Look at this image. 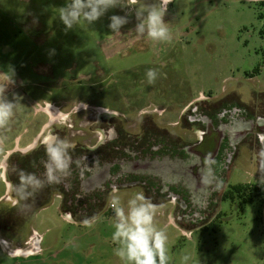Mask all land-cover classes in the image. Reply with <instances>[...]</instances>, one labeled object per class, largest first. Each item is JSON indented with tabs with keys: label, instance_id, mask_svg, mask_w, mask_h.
I'll return each mask as SVG.
<instances>
[{
	"label": "rangeland",
	"instance_id": "374dc122",
	"mask_svg": "<svg viewBox=\"0 0 264 264\" xmlns=\"http://www.w3.org/2000/svg\"><path fill=\"white\" fill-rule=\"evenodd\" d=\"M258 1L172 0L165 15L172 38L159 42L134 32V14L120 33L111 32L108 18L128 8L110 9L92 25L66 29L58 8L68 0H0V93L16 100L13 117L0 128V171L6 164L7 178H15L16 165L35 150L45 151L55 131L67 130L72 145L93 148L103 136L94 128L99 119L123 118L135 133L151 118L183 145L196 138L188 118L181 119L191 107L219 110L223 100L236 105L233 97L263 103L264 0ZM149 68L159 73L153 84L145 75ZM259 108L264 114V104ZM46 112L60 115L51 123ZM40 133L33 147L18 149ZM259 154L240 149L212 214L197 224L178 219L174 201L140 188L112 191L98 208L74 217L78 225L61 218L59 198L29 217L10 193L0 203L5 255L41 251L34 232L43 236L44 253L26 263L0 250V264H122L113 252L109 200L116 194L126 204L139 191L157 205L155 222L166 231L169 264H180L184 253L192 258L189 264H264V204L252 195L248 204L225 198L234 185L264 182ZM6 189L0 177V196ZM94 216L92 227L82 224Z\"/></svg>",
	"mask_w": 264,
	"mask_h": 264
},
{
	"label": "flooded vegetation",
	"instance_id": "af4514ba",
	"mask_svg": "<svg viewBox=\"0 0 264 264\" xmlns=\"http://www.w3.org/2000/svg\"><path fill=\"white\" fill-rule=\"evenodd\" d=\"M232 100L236 105H231L229 100L220 101L219 110H212L207 104L197 105L181 116V119L188 118L189 130H193L196 137L190 144H180L176 134L148 116L140 132L135 133L123 118L99 119L94 128L103 136L93 148L73 145L69 149L70 174L59 183L47 184L48 189L61 190L53 197L65 204L67 214L73 218L98 208L112 191L140 188L150 196L174 201L179 207L177 218L197 224L212 214L240 149L245 147L256 157L264 147L260 137L264 114L259 111L264 102L254 99L244 104L237 97ZM51 114L53 123L60 114ZM66 133L67 130L55 131L51 136L65 139ZM38 153H43L39 156L42 164L47 158L45 151L35 150L33 155ZM261 165L264 173V159ZM209 169L215 180L205 184L202 178ZM43 173L44 169L40 176ZM217 181H222L219 188Z\"/></svg>",
	"mask_w": 264,
	"mask_h": 264
},
{
	"label": "clouds",
	"instance_id": "9594fccd",
	"mask_svg": "<svg viewBox=\"0 0 264 264\" xmlns=\"http://www.w3.org/2000/svg\"><path fill=\"white\" fill-rule=\"evenodd\" d=\"M170 3L172 0H154L144 4H140L139 0H68L65 6L58 8V16L66 29H71L81 22L92 25L110 9L128 8L124 15L113 14L108 18V28L112 33H120L121 28L129 23V16L134 14V32L137 35H146L153 41L168 42L172 36L165 15ZM134 5L139 6L133 7ZM145 75L148 83L153 84L159 73L157 69L149 68ZM15 108L16 100H9L0 93V128L8 124ZM44 147L47 158L42 161V178L24 170L17 173L19 183L13 187L19 200H28L46 184L59 183L70 174L72 158L69 149L74 146L68 140L53 135L45 142ZM259 155L264 159V147ZM202 179L205 184L213 183L215 178L211 176V169ZM221 184L222 181H217L216 187L219 188ZM109 207L114 213L111 239L116 247L113 252L122 264H169L166 248L168 237L166 231L155 222L157 205L149 197L139 191L125 204L119 195L114 194L110 197ZM97 219L94 216L83 223L86 227H92ZM191 259L190 254L184 253L180 257V264H189Z\"/></svg>",
	"mask_w": 264,
	"mask_h": 264
},
{
	"label": "trees",
	"instance_id": "16d2710c",
	"mask_svg": "<svg viewBox=\"0 0 264 264\" xmlns=\"http://www.w3.org/2000/svg\"><path fill=\"white\" fill-rule=\"evenodd\" d=\"M43 155V153H38V155H28L26 156L22 162H19L18 165H16V169H14V176H8L9 182L12 184V187L16 184L19 183V178H18V171L19 170H24L25 172H30V173H35L37 176H40L42 173L44 167L42 164L39 162L40 155ZM18 167V168H17ZM42 178V176H40ZM61 191L60 189L58 190L57 187H53L51 189H48V185L46 184L45 187L37 192L34 196H32L30 199L24 201V200H19L17 197L14 187L12 188V196L18 198L19 200V206L17 207L18 210L25 212V213H30V216L35 215V213L45 207H47L53 198V195L56 192ZM253 197H257L261 203L264 204V182L258 183V184H238L232 186L228 192L225 194V198H229L231 200H234L236 197H239L240 199H243V202L248 204L252 201ZM33 198V199H32ZM34 198L36 200H34ZM66 208L65 204H63L62 209ZM16 208V209H17ZM2 223V221L0 220Z\"/></svg>",
	"mask_w": 264,
	"mask_h": 264
},
{
	"label": "crops",
	"instance_id": "0c3cea01",
	"mask_svg": "<svg viewBox=\"0 0 264 264\" xmlns=\"http://www.w3.org/2000/svg\"><path fill=\"white\" fill-rule=\"evenodd\" d=\"M46 113H48V112H46ZM182 115V114H181ZM45 128H46V126H45ZM40 137H41V133L40 134H38L37 136H35L34 137V140L31 142V143H29V144H27L25 147H20V145H19V150H21V148H23V149H26V148H30L31 146H33L39 139H40ZM4 166V165H3ZM0 177H1V179H2V181L7 185V189H6V192H5V194H3V195H1L0 196V203H3V201L4 200H6V198L8 197V195L10 194V193H12V184L9 182V180H8V178H7V169H6V167H3V170L2 171H0ZM116 192H118V190H116ZM49 206V205H48ZM47 206V207H48ZM63 206V204H62V202H61V204H60V207H59V211L61 212V218H63V220H66L67 222H69V223H71L72 222V224H74V225H78V222H76V221H74V219H73V217H71L70 215H68L67 213H62V210H61V207ZM47 207H45V208H47ZM45 208H43V209H45ZM82 224H84V223H82ZM81 224V225H82ZM42 244H43V236H42V242H41V244H40V246H41V251H40V248H39V250L37 251V252H35V253H32V254H26V255H24L22 252H26L25 250H23V249H16L14 252L15 253H12L11 255L9 254V256H6L5 255V253H4V250H3V247H2V244L0 243V250H1V252L7 257V258H10V259H14V260H17V259H24L25 261H26V263H27V261L28 260H30L31 258H33V257H37V256H39L40 257V255L41 254H43L44 253V249H43V247H42ZM58 248V247H57ZM56 248V249H57ZM60 248V247H59ZM62 248H60V250H61ZM50 250V247L48 248V251ZM63 252V251H62ZM50 253H54V251H51ZM56 258H58V254H57V257ZM21 264V263H20Z\"/></svg>",
	"mask_w": 264,
	"mask_h": 264
},
{
	"label": "water",
	"instance_id": "95a60500",
	"mask_svg": "<svg viewBox=\"0 0 264 264\" xmlns=\"http://www.w3.org/2000/svg\"><path fill=\"white\" fill-rule=\"evenodd\" d=\"M260 128H261L260 137H261V140L263 141V144H264V122L261 123ZM217 149H218V147L215 149L216 152H217Z\"/></svg>",
	"mask_w": 264,
	"mask_h": 264
},
{
	"label": "built area",
	"instance_id": "2783aa9c",
	"mask_svg": "<svg viewBox=\"0 0 264 264\" xmlns=\"http://www.w3.org/2000/svg\"><path fill=\"white\" fill-rule=\"evenodd\" d=\"M33 238H34L33 239V242L34 241H38L41 244V242H42V236L39 235L37 232H34Z\"/></svg>",
	"mask_w": 264,
	"mask_h": 264
},
{
	"label": "bare ground",
	"instance_id": "6f19581e",
	"mask_svg": "<svg viewBox=\"0 0 264 264\" xmlns=\"http://www.w3.org/2000/svg\"><path fill=\"white\" fill-rule=\"evenodd\" d=\"M47 108H48V107H47ZM36 243H38L37 246H39V242H38V241L34 242V244H36Z\"/></svg>",
	"mask_w": 264,
	"mask_h": 264
}]
</instances>
